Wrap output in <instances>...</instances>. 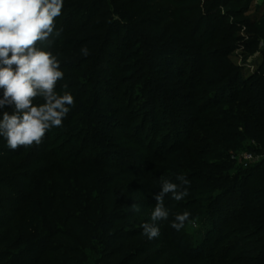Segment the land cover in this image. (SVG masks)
<instances>
[{
    "label": "trees",
    "instance_id": "16d2710c",
    "mask_svg": "<svg viewBox=\"0 0 264 264\" xmlns=\"http://www.w3.org/2000/svg\"><path fill=\"white\" fill-rule=\"evenodd\" d=\"M72 1L78 5L64 6L56 18V29H63V34L84 11H90L102 0ZM141 1L136 0L137 4ZM219 3L214 0L216 6ZM146 7L156 11L148 22L155 33L152 37L161 33L163 43L191 42L197 49V60L192 62L189 74L182 72L179 76L185 82L182 94L167 92L160 79L149 76L117 78L119 97L108 116L99 121V110L93 104L97 88L89 75L85 76L89 77L85 78L88 84L77 94L78 102L85 100L77 108V119L67 116L62 126L46 133L40 145L11 150L0 136V264H161L169 255L173 258L164 264H190L191 259L194 264H207L202 258L204 248L186 247L179 231L166 222L160 224L159 237L147 238L137 248L146 258L135 262L127 256L129 242L144 234L121 231L120 224L151 213L161 180L179 183V175L190 181L187 196L200 194L197 187L218 191L214 198L207 199L206 205L195 203L193 210L201 221L210 222L219 230L217 247L222 248L217 260L237 250L250 257L244 264H264V160L233 176L216 174L232 168H226L216 158L229 160L230 152L243 149V141L253 140L264 149V66L241 84L243 71L229 59V48H207L205 44L213 39L196 46L203 20L198 21L190 39L174 0H148ZM248 9L249 6L242 13ZM67 10L66 17L70 19L62 22ZM248 27L264 38L263 29L254 23ZM111 31L113 38L114 30ZM55 41H59L58 37ZM121 47L125 48V44ZM131 47L129 44L125 51L128 53ZM159 47L152 57L154 61H162L164 54L171 55L167 45ZM89 59L81 66L90 62L84 67V72L90 73ZM148 64H144V69ZM124 73L125 69L120 71L121 76ZM133 104L143 108L136 111ZM106 132L115 135L118 143L105 141ZM77 134L79 140L75 141ZM155 134L162 135L159 142ZM163 169L168 171L166 178ZM260 170L261 178H253ZM137 194L147 198L138 203L132 201ZM134 203L140 205V213L133 211ZM164 204L180 207L183 203L169 194ZM19 213L22 214L17 218ZM237 217L248 218L249 225L240 230L242 236L230 250L222 243V233ZM59 227L68 228V232ZM172 243L182 253L180 257L171 251ZM122 253L126 254L120 257Z\"/></svg>",
    "mask_w": 264,
    "mask_h": 264
},
{
    "label": "rangeland",
    "instance_id": "374dc122",
    "mask_svg": "<svg viewBox=\"0 0 264 264\" xmlns=\"http://www.w3.org/2000/svg\"><path fill=\"white\" fill-rule=\"evenodd\" d=\"M89 1L97 2L98 0ZM147 2L148 0H143L137 4L136 0H102L98 6L93 5L90 11H84L79 18L75 19L67 28L66 32L68 33L63 34L64 32L61 31L58 42L55 41L56 37L53 36L50 37L49 41L40 44L42 50L51 52L60 62L61 70L64 72V78L57 82L56 92L59 95H63L64 92L73 95L74 105L70 106V111L67 116L73 117L74 121L77 119L75 117L77 108L83 106L85 103V100L77 101V94L84 89V85L88 84L87 80H89V77L86 78L85 76L90 75L92 80H94L93 85L97 88L93 104L99 110L97 117L99 121L108 116V112L113 108L116 98L119 97L116 91L119 88L118 82L116 81L117 78H121L122 80L124 76H127L126 78H132V76L145 78V76H149L160 79L159 83L164 87L167 86V92L177 94L180 91L182 94L183 91L181 90L185 88L182 85L185 82L179 76L182 72L189 74L192 62L197 60L195 57L197 49H195V45L191 42L176 43V41H173V43H163L162 37H160L161 33H156L159 36L157 38L152 37L155 33L152 31L148 22L156 15V11L146 9ZM219 2L220 5L216 6L214 0H174V4L177 5L176 10L178 16L186 26L190 39H192L193 33L198 26V21H204L196 46L204 45L207 43V40L213 39L212 43H208L209 45L205 44L207 48L227 47L232 51L229 59L243 71V79L240 82L242 84L244 78L256 74L264 66V38L258 36L248 27L249 24L254 23L257 27L264 30V0H219ZM67 5L72 7L78 5V3L72 0H64L63 8ZM247 6H249L248 11L242 13L246 10ZM68 13L69 10L64 14L61 20L62 22L68 20L69 17H66ZM87 24L88 29L86 28ZM80 27L83 29L80 31L75 30ZM72 28L74 30L69 32ZM58 29L61 28L59 27ZM111 30H114L113 38H111ZM123 43L125 44V48L129 44L132 45L128 53L124 47H121ZM165 45H167V50H172L171 52L169 51L171 55H167L168 53L164 54L162 61H154L152 57L158 52L159 46L164 48ZM37 46L39 47V45ZM248 46L251 47L247 48ZM85 47L89 53L87 56H84L81 51ZM141 51L143 53L142 55L140 54ZM87 59L91 60V66L89 67L90 73L88 70L84 72V67L89 65L90 62L81 66V63ZM122 60H125V62L122 63ZM148 62V67L144 69V64ZM124 69L126 73L121 76L120 71ZM64 85H67V87L65 88ZM233 91L234 89H231L229 92L232 93ZM2 95L3 90L0 89V98H2ZM122 98L125 99L124 96ZM225 99L219 100V104H223ZM43 102V98L41 97H37L33 101L37 105ZM93 104L90 106H93ZM133 106L136 107V111L143 108V105L140 107L138 104H133ZM5 111L12 113L14 109L11 106L0 109V119H2L3 112ZM136 120L137 123L140 122V119ZM165 124L163 125V129H166ZM239 132L241 133L242 131ZM147 134L150 135V133ZM241 134L243 135V132ZM105 136H107L105 141L108 143L114 145L118 143L117 137L110 132H106ZM154 136H157V142H159L158 140L162 135L155 134ZM69 138H73L71 134H69ZM76 138L75 141L79 140V134H77ZM242 146L243 149L229 153V160L220 159V157L216 158L219 162H223L226 168L232 167L226 171L220 170L216 174L225 172V174L233 176L238 174L237 172H240L241 169L256 166L264 160V149L259 147L255 141L247 139L243 141ZM247 148H251L252 151H248ZM245 155L253 156V160L247 167L244 161ZM137 170H139L138 167ZM163 172V177H165L164 175H168L167 169H163ZM261 173L262 171L260 170L253 175V178H261ZM242 180L244 178L238 180V184ZM131 182L139 184L138 181L132 180ZM196 189L200 191V194L196 196L189 195L183 198L179 201L183 203L182 206H166L169 210V218L161 222L171 223L175 218V214L185 211L189 212L191 214L190 219L185 223V227L179 231L178 236H181L183 244L188 248L203 247L205 255L202 258L207 264H244V262L250 260L248 255L237 250L231 253L229 251L226 257L217 260V252L222 248L220 246V248L217 247L219 243L217 241V233L219 230L214 228L210 222L201 221L197 212L193 210L196 208L195 203L206 205L207 199L211 198V196L213 197L218 191L211 192L203 187H197ZM146 198L144 194H137L131 200L138 203L144 201ZM194 198L197 199L189 201ZM191 205L195 206L189 207ZM184 207H187V209ZM238 207L240 206L238 205ZM171 212H174V214H170ZM21 214L19 213L17 218ZM149 222H151V213L147 212L139 218L129 219V221L120 224L122 226L121 231L125 230L124 232H129L136 230L142 233V225ZM161 222H159L160 231L162 230L160 226ZM247 225H249L248 218H232L230 225L223 230V245L230 248V250H234L235 243L242 236L240 230L246 228ZM59 228L62 229V232H68L66 231L68 228ZM147 238L146 235H143L141 238L129 242L127 245V248H129L127 256L136 259L135 262H141V260L146 258V255L141 256L138 253L137 248ZM93 239L95 240V238ZM60 241L62 243L65 242L63 239ZM176 247V244L172 243L171 251L173 254H176V257H180L182 253H179ZM85 252L88 255L91 254L88 250H85ZM125 254L122 253L120 257L125 256ZM213 255H215L214 258ZM171 256L169 255L165 258L161 264L173 258ZM212 259L220 263H216L217 261L212 263ZM93 263L95 264V261ZM189 263L194 264L193 259L189 260Z\"/></svg>",
    "mask_w": 264,
    "mask_h": 264
},
{
    "label": "clouds",
    "instance_id": "9594fccd",
    "mask_svg": "<svg viewBox=\"0 0 264 264\" xmlns=\"http://www.w3.org/2000/svg\"><path fill=\"white\" fill-rule=\"evenodd\" d=\"M63 4L64 0H0V109H14L12 113L3 112L0 136L11 150L40 145L50 129L62 126L74 105L72 94L56 92L57 82L64 78L60 62L37 46L60 36L62 29H56V18L61 15ZM81 51L84 56L89 54L86 47ZM37 97L44 102L34 104ZM176 179L179 183L162 179L160 191L153 196L156 205L151 222L142 225L143 234L149 239L159 237V222L169 218L165 197L171 194L180 201L188 195L186 186L190 181L183 175ZM132 209L137 213L141 210L135 203ZM190 215L187 211L175 214L171 227L180 231Z\"/></svg>",
    "mask_w": 264,
    "mask_h": 264
},
{
    "label": "built area",
    "instance_id": "2783aa9c",
    "mask_svg": "<svg viewBox=\"0 0 264 264\" xmlns=\"http://www.w3.org/2000/svg\"><path fill=\"white\" fill-rule=\"evenodd\" d=\"M253 160V156L252 155H245L244 156V161H245V165L246 167L248 166V164Z\"/></svg>",
    "mask_w": 264,
    "mask_h": 264
}]
</instances>
